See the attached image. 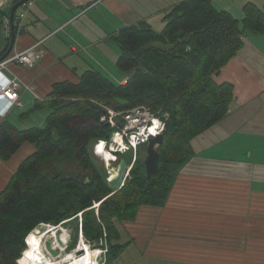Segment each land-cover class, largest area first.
Masks as SVG:
<instances>
[{
    "label": "trees",
    "instance_id": "1",
    "mask_svg": "<svg viewBox=\"0 0 264 264\" xmlns=\"http://www.w3.org/2000/svg\"><path fill=\"white\" fill-rule=\"evenodd\" d=\"M243 11L239 20L218 10L213 0H187L165 15L160 33L146 22L122 28L112 41L121 54L118 69L132 73L125 85L88 70L76 84L53 87L44 106L51 111L44 128L19 131L7 121L0 125L1 160L24 143L36 148L0 194V264H20L26 238L41 223L66 225L78 222L79 214L89 243L102 242L105 230V264L118 255L123 245L117 243L116 222L135 221L144 206L163 208L180 170L194 156L192 140L229 113L234 88L213 77L243 48L246 34H264V13L252 4ZM9 41L0 21V57ZM92 103L117 110L145 105L168 115L152 179L136 156L131 178L118 191L109 187L107 171L95 165L90 150L108 139L110 130L100 124L102 113ZM46 162L76 163L91 178L62 177L58 167L55 174L42 172ZM95 204H100L97 213Z\"/></svg>",
    "mask_w": 264,
    "mask_h": 264
},
{
    "label": "crops",
    "instance_id": "2",
    "mask_svg": "<svg viewBox=\"0 0 264 264\" xmlns=\"http://www.w3.org/2000/svg\"><path fill=\"white\" fill-rule=\"evenodd\" d=\"M184 1L37 0L16 42L20 51L41 42L37 63L10 67L9 76L27 88L10 113L0 115V125L42 128L15 123L50 112L44 106L56 84L78 83L101 57L109 62L105 46L122 28L150 23L155 14L164 23ZM218 2L222 11L235 9L231 14L239 20L248 4L264 13V0ZM213 78L234 88L229 113L192 140L194 156L166 205L144 206L135 221L120 224L117 243L123 248L108 264H264V34H246L243 48ZM35 150L27 142L10 159H0V194Z\"/></svg>",
    "mask_w": 264,
    "mask_h": 264
},
{
    "label": "built area",
    "instance_id": "3",
    "mask_svg": "<svg viewBox=\"0 0 264 264\" xmlns=\"http://www.w3.org/2000/svg\"><path fill=\"white\" fill-rule=\"evenodd\" d=\"M36 1L37 0L28 1L15 13L14 24L15 30L17 31V37L23 33L25 29V21ZM13 5V0H0V21L2 24V32L6 37H9L11 34L10 12L7 13V9L12 8ZM40 43L32 48L22 51L17 50L15 45L11 54L0 63L1 116H7L14 106L17 105L20 98V92L26 87L20 80H16L9 76V71L11 70L10 67L17 65L25 68H33L37 63V52L35 48H38ZM128 79L129 78H125V80L121 82V85H125ZM103 107L105 108V112L100 115L99 122L110 130V135L108 139H100L93 143L91 152L93 156L104 161H106L105 155H109L108 159L110 167H113L119 161L121 156H124L129 152L132 153V160L130 161V164H127L124 178L120 184V188H122L136 161L138 149L143 145H146L150 139L164 133L168 115L161 116L160 112L155 113L150 108L143 105L128 110H117L111 107ZM108 172L110 173L109 169L107 170V173ZM93 208L97 209L98 207L95 204ZM97 212L98 211H96V213ZM77 217L80 219V222H82V214H79ZM43 229L57 230V227L42 223L35 230ZM50 245L53 251L49 252V257L55 259L52 253L55 250L58 252L60 251L53 247L52 242H50ZM68 247V243L65 244L64 250L66 251ZM107 250V243H102L100 251L104 258L103 264L106 263Z\"/></svg>",
    "mask_w": 264,
    "mask_h": 264
},
{
    "label": "rangeland",
    "instance_id": "4",
    "mask_svg": "<svg viewBox=\"0 0 264 264\" xmlns=\"http://www.w3.org/2000/svg\"><path fill=\"white\" fill-rule=\"evenodd\" d=\"M13 1H16V0H13ZM213 4H214V6L217 9H221L222 10L221 5L219 4L218 0H213ZM10 9L11 8L7 9V13L10 12ZM231 13H233L234 15H236L237 12H236L235 9H232V12ZM155 15H156L155 16L156 19H153L148 24L151 25L152 28L156 32L157 31L159 32V31H161V28L164 27V23L161 21V19H159V17H157L158 16L157 14H155ZM27 21H28V19H27ZM27 21H26V23H27ZM7 38H9V37H7ZM1 48H3V47H1ZM105 48H106L107 53L109 55V56H107V58L109 57V60L110 61L108 62L104 57H101L100 58V61H102V62H99V63L93 62L94 63V66H91L90 65V67H88V69L89 70H94L95 72H101L102 74H104L106 77H108L111 81H113L117 85H121V82L123 80H125V78H129V76H131L132 73L131 74H126V73L122 72L120 69H118V67H117V60H118V58L120 57L121 54H120V51L118 49V46H117V44L115 42L111 43V45H106ZM29 93L34 96V100H35L34 93L32 91L31 92L29 91ZM24 112H26V110H24ZM50 112H48L45 109L40 110L34 116H31L29 120H25V118H24L23 121H25L26 123H23L21 121V119H20L15 124L18 125L20 128H24V129H25V127L27 129H29L31 127H42L43 128V127L46 126L45 118L47 120L48 116L50 115ZM22 113L23 112L21 111V114ZM18 115H19V112L16 113V114H14L13 120H15ZM146 148H147V144L146 145H143L141 147L142 150L139 151V153H138V157H140L143 161L146 158ZM90 154H91V159L93 160V162L95 163V165L98 168H101L102 167L105 171H107L108 169L110 171L114 167V166L113 167H110V165H108L106 163V161H104V160H102L100 158H96L95 156H94L95 157L94 158L92 152ZM131 154L132 153L129 152L126 155H124V158L126 159L127 164H128V162H130V160H132ZM42 166L44 168V169H42V172H45L46 169H50V171L52 173H54V174L57 173L55 171V167H58L59 169H57V170L62 173L61 174L62 177L79 176L81 180L82 179H88V178L90 179L91 178L90 174L88 172L83 171L81 168H79L76 163H63V162L51 163V162H46V163H43ZM128 178H131L130 173H129L127 179ZM120 189L121 188H120V185H119L116 189H114V191H118ZM96 205L99 208V205L100 204H96ZM98 208L96 209V211H98ZM71 223H73L74 225H71ZM122 223L123 222H116V228H117V230H119V228L121 227L120 224H122ZM50 225L53 226V224H50ZM56 227H57V231H58V233H57L58 244H59L62 252H58V251L55 250L52 253V255L55 257L54 260H58L59 262H61L62 259L65 258L64 256H66V257L69 256V254H71L75 250L79 251L77 248L80 247V242H81L82 238L85 239V242L87 244L89 243L87 241L86 236L83 234L82 222H80V219L79 218H78V222H77V220H74V221L68 222L66 225L59 224ZM77 229H78V231H76ZM47 230L48 229L35 230L33 232H40L41 234H46ZM48 232H51V231H48ZM50 234H52V233H50ZM105 234L106 233H105V230H104V232H103L104 237L102 239V242L100 241L97 245L89 243V246L91 248H97V249L101 250V244L102 243H105V242L107 243V240H106L107 237H105ZM27 239H28V237L26 238V240ZM47 242H48L47 243V246H48V250H49V251L47 250V254H48V257H49L50 256L49 255V252H52L53 250L51 249V245H50V242L51 241H47ZM27 243H28V241H27ZM27 243H26V245H27ZM67 243H68V246L69 247L65 251L63 248L65 247V244H67ZM28 247H29V243H28ZM28 247L26 249H28ZM26 249H25V251H26ZM22 254H23V256H22V262L20 264H27L26 261L24 260V253H22ZM102 256H103V254H101V256L99 258L100 259L99 260L100 262L98 264H103L104 263V258Z\"/></svg>",
    "mask_w": 264,
    "mask_h": 264
},
{
    "label": "bare ground",
    "instance_id": "5",
    "mask_svg": "<svg viewBox=\"0 0 264 264\" xmlns=\"http://www.w3.org/2000/svg\"><path fill=\"white\" fill-rule=\"evenodd\" d=\"M162 114L163 112H161V115ZM108 158H109V155L106 154L105 160H106V163L109 165ZM48 231H51V232H48ZM48 231H47L48 233L46 232V234H41L40 232H32L28 236L27 241L29 243V247L24 252V260L26 261L27 264H98L100 262L99 258L101 256V251L97 248H91L89 246V243L87 244L85 242V239L83 238L80 242V247L78 248V250L82 251L83 254L78 255L77 254L78 251L75 250L71 254H69V256L67 257L64 256L65 258L62 259L61 262L48 257L46 253L48 249V246H47L48 240H51L54 248L56 249L58 248L59 251L62 252L58 244V239H57L58 231L56 229H52Z\"/></svg>",
    "mask_w": 264,
    "mask_h": 264
},
{
    "label": "water",
    "instance_id": "6",
    "mask_svg": "<svg viewBox=\"0 0 264 264\" xmlns=\"http://www.w3.org/2000/svg\"><path fill=\"white\" fill-rule=\"evenodd\" d=\"M28 1L30 0H18L10 10V20H11V34L9 36L10 41L7 51L0 57V63L3 60H5L15 48L17 42V31L15 30V24H14L15 13L21 6H23ZM92 107L94 108V110L99 111L101 113L105 112V108L102 105L92 103ZM163 139H164V135L162 134L150 139V141L147 143L146 158L144 160V164L146 168L147 178L149 180L152 179L155 173L157 172L159 160H160V153L158 151V146L162 145ZM126 168H127V161L123 157L114 165L112 170H110V173L109 172L107 173V183L110 188L116 189L122 183ZM77 254L80 255L83 254V252L78 251ZM17 263H19V260L17 261Z\"/></svg>",
    "mask_w": 264,
    "mask_h": 264
}]
</instances>
